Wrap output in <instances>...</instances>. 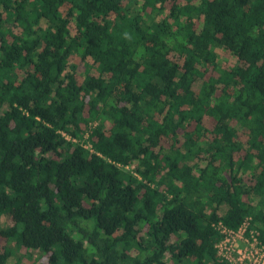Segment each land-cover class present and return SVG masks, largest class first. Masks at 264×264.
<instances>
[{
  "label": "trees",
  "instance_id": "1",
  "mask_svg": "<svg viewBox=\"0 0 264 264\" xmlns=\"http://www.w3.org/2000/svg\"><path fill=\"white\" fill-rule=\"evenodd\" d=\"M247 219L264 0H0V264H228Z\"/></svg>",
  "mask_w": 264,
  "mask_h": 264
},
{
  "label": "built area",
  "instance_id": "2",
  "mask_svg": "<svg viewBox=\"0 0 264 264\" xmlns=\"http://www.w3.org/2000/svg\"><path fill=\"white\" fill-rule=\"evenodd\" d=\"M249 225V219L237 230L230 229L221 221L214 224L222 236L217 244L218 254L228 264H264V244L258 240L255 230H250L247 236Z\"/></svg>",
  "mask_w": 264,
  "mask_h": 264
},
{
  "label": "rangeland",
  "instance_id": "3",
  "mask_svg": "<svg viewBox=\"0 0 264 264\" xmlns=\"http://www.w3.org/2000/svg\"><path fill=\"white\" fill-rule=\"evenodd\" d=\"M164 15H165V14H163L162 16H164ZM135 167H136V164H133V165L129 166L128 168H129L130 170H135ZM4 222H5V219L2 218L1 223H4ZM3 225H4V224H3ZM11 263H13V261H12Z\"/></svg>",
  "mask_w": 264,
  "mask_h": 264
}]
</instances>
